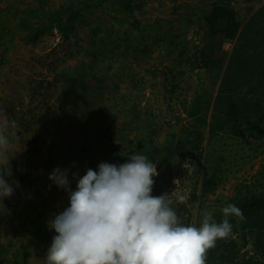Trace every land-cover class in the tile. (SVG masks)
<instances>
[{
  "label": "rangeland",
  "instance_id": "obj_1",
  "mask_svg": "<svg viewBox=\"0 0 264 264\" xmlns=\"http://www.w3.org/2000/svg\"><path fill=\"white\" fill-rule=\"evenodd\" d=\"M218 1L239 23L232 40L204 23ZM0 61L19 185L0 204V264H43L68 204L54 168L71 179L137 151L156 164L153 196H184L182 223L247 209L224 238L239 247L229 264H264V0H0Z\"/></svg>",
  "mask_w": 264,
  "mask_h": 264
},
{
  "label": "clouds",
  "instance_id": "obj_2",
  "mask_svg": "<svg viewBox=\"0 0 264 264\" xmlns=\"http://www.w3.org/2000/svg\"><path fill=\"white\" fill-rule=\"evenodd\" d=\"M9 137L0 131V204L14 194L8 152ZM156 164L137 151L127 162H101L80 176L56 167L48 179L66 193L68 204L48 221L54 230L43 264H206V253L232 231L230 217L244 219L241 208L228 203L217 222L203 210L199 226L182 223L176 194L153 196ZM75 187H71V183Z\"/></svg>",
  "mask_w": 264,
  "mask_h": 264
},
{
  "label": "trees",
  "instance_id": "obj_3",
  "mask_svg": "<svg viewBox=\"0 0 264 264\" xmlns=\"http://www.w3.org/2000/svg\"><path fill=\"white\" fill-rule=\"evenodd\" d=\"M227 2V1H224ZM204 23L208 27L211 35L221 34L222 38L232 40L236 37L239 23L236 20L235 12L228 9L227 6L218 1L215 3L208 15L204 17ZM1 62V61H0ZM203 122V121H202ZM257 202H262L259 199ZM247 209L243 212V216L247 214ZM239 218L232 217L230 223L232 230H235L238 225ZM222 251L219 255V264L234 263L238 255L239 247L233 240H222ZM245 264H255L251 259L245 261Z\"/></svg>",
  "mask_w": 264,
  "mask_h": 264
}]
</instances>
